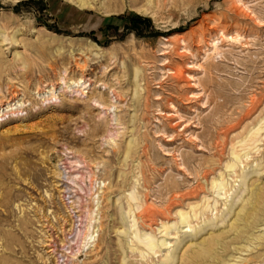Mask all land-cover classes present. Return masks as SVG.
I'll use <instances>...</instances> for the list:
<instances>
[{"label": "rangeland", "instance_id": "1", "mask_svg": "<svg viewBox=\"0 0 264 264\" xmlns=\"http://www.w3.org/2000/svg\"><path fill=\"white\" fill-rule=\"evenodd\" d=\"M0 264H264V0H0Z\"/></svg>", "mask_w": 264, "mask_h": 264}]
</instances>
